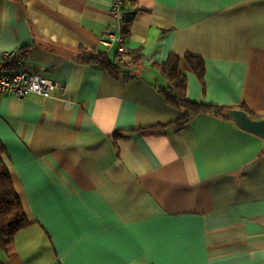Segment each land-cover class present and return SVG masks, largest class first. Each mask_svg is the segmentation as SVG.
<instances>
[{
	"label": "crops",
	"instance_id": "0c3cea01",
	"mask_svg": "<svg viewBox=\"0 0 264 264\" xmlns=\"http://www.w3.org/2000/svg\"><path fill=\"white\" fill-rule=\"evenodd\" d=\"M113 1L0 0V60L23 51L66 86L0 96L30 222L0 264H264V139L214 112L181 126L160 70L197 56L203 78L182 69L190 101L264 119V0H126L124 29ZM123 30L139 58L118 77L82 59L116 62Z\"/></svg>",
	"mask_w": 264,
	"mask_h": 264
},
{
	"label": "trees",
	"instance_id": "16d2710c",
	"mask_svg": "<svg viewBox=\"0 0 264 264\" xmlns=\"http://www.w3.org/2000/svg\"><path fill=\"white\" fill-rule=\"evenodd\" d=\"M125 2L126 0H124ZM125 12L124 9L123 29L129 24ZM124 32L125 30L122 31L123 39ZM128 54L132 60L124 64L119 62V55H117L116 62H110L103 55L90 54L88 52H83L81 57L88 63L100 64L113 76L118 77L123 73L125 68L139 58L138 55L131 54L130 52ZM184 67L194 72L198 77H204L205 68L203 60L191 54H186L182 57L172 54L168 61L160 66L163 76L168 81V88L162 90L164 98L170 105L184 112V116L178 123L182 126L192 116L202 112H214L219 116L229 119L227 117L228 109L224 107L203 105L188 99L187 77L182 72ZM3 154L4 150L0 147V247L3 250H8L14 244L16 235L26 228L30 222L15 191L9 169L3 159Z\"/></svg>",
	"mask_w": 264,
	"mask_h": 264
},
{
	"label": "built area",
	"instance_id": "2783aa9c",
	"mask_svg": "<svg viewBox=\"0 0 264 264\" xmlns=\"http://www.w3.org/2000/svg\"><path fill=\"white\" fill-rule=\"evenodd\" d=\"M124 0H114L112 18L118 28H123ZM121 44L123 36L118 38ZM116 40L111 34L106 42L111 45ZM119 62L124 64L129 60L128 50L120 46L118 50ZM66 86L52 80L42 73L32 72L27 66L26 55L22 51H12L3 54L0 60V96L12 95L20 100L26 99L31 94L41 97H57L64 94Z\"/></svg>",
	"mask_w": 264,
	"mask_h": 264
},
{
	"label": "water",
	"instance_id": "95a60500",
	"mask_svg": "<svg viewBox=\"0 0 264 264\" xmlns=\"http://www.w3.org/2000/svg\"><path fill=\"white\" fill-rule=\"evenodd\" d=\"M125 72L129 73L128 70ZM227 117L234 121L241 129L264 139V119L254 118L243 109H230L227 111Z\"/></svg>",
	"mask_w": 264,
	"mask_h": 264
}]
</instances>
